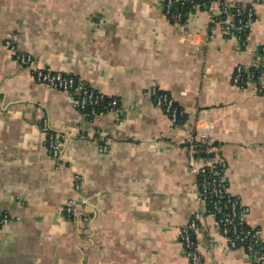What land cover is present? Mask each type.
<instances>
[{"label": "crops", "instance_id": "crops-1", "mask_svg": "<svg viewBox=\"0 0 264 264\" xmlns=\"http://www.w3.org/2000/svg\"><path fill=\"white\" fill-rule=\"evenodd\" d=\"M253 9L241 46L211 28L205 9L181 26L158 0H0V214L13 218L0 225V264H193L179 231L204 209L177 143L192 134L215 143L226 191L264 242V96L232 81L238 66L264 65V0ZM7 41L116 99V113L83 115ZM154 88L183 111L182 126L153 103ZM44 120L65 136L57 159ZM198 223V264H249L212 216Z\"/></svg>", "mask_w": 264, "mask_h": 264}, {"label": "built area", "instance_id": "built-area-1", "mask_svg": "<svg viewBox=\"0 0 264 264\" xmlns=\"http://www.w3.org/2000/svg\"><path fill=\"white\" fill-rule=\"evenodd\" d=\"M164 15L174 24L183 26L186 19L178 11L177 6L190 5L195 11L197 0H158ZM258 0L246 2H229L223 0H208L205 8L211 28L218 27L221 34L239 45H244L252 30L254 20L253 6ZM192 12L187 14V17ZM8 49L25 68L33 73L36 81L55 90L70 94L82 114L89 117H98L104 114H115L117 100L108 98L102 92L90 89L74 75L65 74L36 65L30 55L19 53L14 45L7 41ZM259 73V75H258ZM233 83L240 89H252L264 96V65L257 60L248 65L238 66L234 72ZM153 103L169 118L172 127L184 124L183 111L176 105L172 97L161 89L150 91ZM42 131L45 136L44 146L54 158H59L65 145V136L52 130L47 122L42 121ZM187 153V164L190 174L195 178L199 202L203 205L204 213L197 219H191L179 231V240L184 256L193 264H198L201 256L198 253L194 233L199 229L198 220L203 215L212 216L219 231L226 237L232 249L245 251L249 256V264H264V242L259 231L247 226L241 215L238 201L226 191L224 172L225 162L215 152L211 141L187 135L177 140ZM200 144H208L205 149ZM78 187V185L76 184ZM77 202L69 201L63 211L68 217L79 214L76 211ZM85 215H83V220ZM13 220L6 213L0 214V225L8 224Z\"/></svg>", "mask_w": 264, "mask_h": 264}, {"label": "trees", "instance_id": "trees-1", "mask_svg": "<svg viewBox=\"0 0 264 264\" xmlns=\"http://www.w3.org/2000/svg\"><path fill=\"white\" fill-rule=\"evenodd\" d=\"M197 3H198V7H197V9H205L206 8V6H207V4H208V0H197ZM177 8H178V11H180L182 14H183V19L185 20L186 18H187V14L189 13V12H194L192 9H191V7H190V5H182V6H177ZM196 10V9H195ZM258 75H259V73H258ZM79 111L82 113V111L79 109ZM211 145H215V143H211ZM209 145L208 144H200V148L201 149H205V148H207ZM246 224V223H245ZM247 225V224H246ZM248 226V225H247Z\"/></svg>", "mask_w": 264, "mask_h": 264}]
</instances>
